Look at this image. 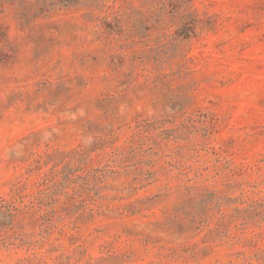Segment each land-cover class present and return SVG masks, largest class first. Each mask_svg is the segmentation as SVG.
Here are the masks:
<instances>
[{
    "label": "rangeland",
    "instance_id": "374dc122",
    "mask_svg": "<svg viewBox=\"0 0 264 264\" xmlns=\"http://www.w3.org/2000/svg\"><path fill=\"white\" fill-rule=\"evenodd\" d=\"M0 264H264V0H0Z\"/></svg>",
    "mask_w": 264,
    "mask_h": 264
},
{
    "label": "trees",
    "instance_id": "16d2710c",
    "mask_svg": "<svg viewBox=\"0 0 264 264\" xmlns=\"http://www.w3.org/2000/svg\"><path fill=\"white\" fill-rule=\"evenodd\" d=\"M48 188L44 187V185H39L37 191L28 197L27 203L21 202L22 207L19 208L14 203L3 204L0 206V218H14L18 212H21L24 209L30 208L36 202L42 200L46 195V191Z\"/></svg>",
    "mask_w": 264,
    "mask_h": 264
}]
</instances>
